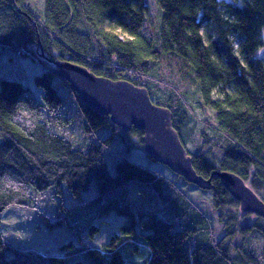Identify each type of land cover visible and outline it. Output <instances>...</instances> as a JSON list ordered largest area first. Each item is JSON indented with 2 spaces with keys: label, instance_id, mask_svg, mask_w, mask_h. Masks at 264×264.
I'll list each match as a JSON object with an SVG mask.
<instances>
[{
  "label": "trees",
  "instance_id": "obj_1",
  "mask_svg": "<svg viewBox=\"0 0 264 264\" xmlns=\"http://www.w3.org/2000/svg\"><path fill=\"white\" fill-rule=\"evenodd\" d=\"M156 1L155 13L146 0H39L35 6L0 0L1 70L12 57H39L37 45L53 60L145 87L155 104L171 110L178 134L194 85L216 123L200 132L196 151L187 150L194 168L204 177L215 169L234 172L264 200V0ZM34 82L40 95L21 80L0 77V214L32 207L34 192L54 190L62 198L67 188L79 199L61 203L54 220L82 240L69 238L57 252L44 253L0 235V264H138L132 254L140 245L150 252L143 264H264V228L238 225V201L216 176L209 193L224 233L213 241L199 207L175 180L128 152L114 172L108 169L102 149L123 152L128 145L109 116L82 104L71 88L69 97L61 94V80L45 65ZM76 112L84 116L80 124ZM70 122L77 134L65 129ZM128 133L141 138L142 131ZM135 198L147 207L135 210ZM111 210L126 217L120 233L114 219L106 220L109 240L101 249L87 244L84 238L100 230L96 215ZM237 230L254 237L232 252Z\"/></svg>",
  "mask_w": 264,
  "mask_h": 264
},
{
  "label": "rangeland",
  "instance_id": "obj_2",
  "mask_svg": "<svg viewBox=\"0 0 264 264\" xmlns=\"http://www.w3.org/2000/svg\"><path fill=\"white\" fill-rule=\"evenodd\" d=\"M29 3L35 6V1L39 3V0H27ZM151 5L152 12L156 13V9L159 7V4L156 0H146ZM120 37H123L120 35ZM33 50H35V55L40 54L41 49L39 46L34 45ZM44 50V49H43ZM36 59L30 60L28 57H20L18 60L14 61L12 57V63H9V67H6V71H2L3 64H0V77L4 78H14L23 81L25 84L30 85L36 92L40 95L41 90L36 86L34 82V75L44 69V64L40 61L37 55ZM7 61V60H6ZM4 61V62H6ZM14 61V62H13ZM9 62V61H8ZM61 80V79H59ZM58 88L61 94L65 97L68 95L69 85L66 81L61 80V83H58ZM153 100V99H152ZM187 109L184 118L180 122V138L185 148L194 152L197 148L200 147V132L206 127L214 126L215 113L209 108V106L203 104L201 101L197 88L193 85L190 89V92L186 99ZM72 103H75L73 100ZM77 121L83 122L84 116L76 112ZM70 130L72 133L77 134V127L74 122H70L65 128ZM130 132V131H129ZM124 138L127 139L128 145L124 147V151L113 150L108 147L102 149L100 154L101 158L105 161L108 169L111 172H114L116 162L121 159L122 154L128 152L132 159L137 162L149 164L156 171H159L162 175L167 178L175 180L179 188L186 191V195L183 194V197L192 204L194 203L199 207V213L205 218L207 230H209L210 237L213 241H217L223 236L224 226L219 218L220 211H216L211 204V196L209 190H202L198 188L195 184L188 182L189 185L185 184L181 179L176 178V176L167 166L154 161V163L148 162V157L145 155L143 148V143L141 138L135 133L125 132ZM120 139V138H118ZM117 139V143L119 140ZM126 144V143H124ZM119 147L123 149L122 145L119 144ZM153 161V160H152ZM64 185V184H63ZM65 186V185H64ZM66 187V186H65ZM91 191H94V183L91 184ZM62 198L54 190H47L43 192H34V200L32 201V207H12L8 208L0 214V235H3L9 243L14 245H19L20 247H35L38 250L47 253V252H57L59 245L66 241L69 238L75 237L76 242H80L82 237L79 238L77 234L69 231L64 225L61 226L60 223H56L54 218H57L63 211L60 204L64 207L70 206L72 198L79 199L77 196L70 194L71 192L66 188L61 190ZM86 192H83V194ZM73 196V197H72ZM84 201V197H83ZM193 204V205H194ZM133 205L135 210H139L145 206L137 198L133 200ZM194 205V206H195ZM160 215L166 218L160 211ZM237 216L238 225L245 223H252L253 225L258 224L264 228V219L258 215L251 214L250 216H240L239 206L235 212ZM245 214V213H244ZM105 216V217H101ZM30 218L32 219L30 222ZM97 222L96 224L100 225V230L94 234L92 237L88 235L84 238V241L89 245H95L99 249L103 246V243H106L111 236V229L107 228L106 220H115V223L112 225V228L116 230L117 233H120V225L123 224L126 220L124 215L117 213L115 210H111L107 213H102L96 215ZM38 224H42V227H39ZM82 222L80 223L81 226ZM193 224L192 227H199L201 223H187ZM87 231V229H85ZM79 231V230H78ZM196 236H199V233L196 232ZM254 237V233L242 237L239 230L230 240L231 251H234L236 246H240L245 242L251 244L250 241ZM139 251L132 254V257L138 264H143L144 261L149 257L150 252L147 250L144 245L139 246ZM128 250V249H127ZM125 254V253H124ZM126 257V254H125ZM127 258V257H126ZM128 261V259H127ZM129 263V261H128Z\"/></svg>",
  "mask_w": 264,
  "mask_h": 264
},
{
  "label": "water",
  "instance_id": "obj_3",
  "mask_svg": "<svg viewBox=\"0 0 264 264\" xmlns=\"http://www.w3.org/2000/svg\"><path fill=\"white\" fill-rule=\"evenodd\" d=\"M42 63L78 95L87 105L110 120L123 131L141 130V141L146 154L167 166L199 188L210 190L216 176L229 194L238 201L240 213H252L264 219V200L238 174L215 169L209 177L198 173L192 157L173 127L169 108L155 104L148 90L128 79H112L97 75L86 66L67 60H53L43 51Z\"/></svg>",
  "mask_w": 264,
  "mask_h": 264
}]
</instances>
